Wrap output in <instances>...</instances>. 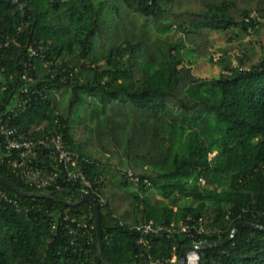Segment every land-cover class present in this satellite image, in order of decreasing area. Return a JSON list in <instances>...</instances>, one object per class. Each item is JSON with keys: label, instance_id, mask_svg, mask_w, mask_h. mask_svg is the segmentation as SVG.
<instances>
[{"label": "trees", "instance_id": "1", "mask_svg": "<svg viewBox=\"0 0 264 264\" xmlns=\"http://www.w3.org/2000/svg\"><path fill=\"white\" fill-rule=\"evenodd\" d=\"M13 1L0 0V115L23 139L63 134L89 161L79 169L104 179L105 203L97 200L100 252L92 206L75 205L81 188L25 186L0 135V177L52 194L21 198L0 184L18 204L0 197V264H135L140 222L201 217L225 230L201 264H264V45L248 68L244 56L215 62L213 52L216 33L264 29V0ZM194 61L222 73L199 78ZM239 223L261 228L243 227L223 245ZM149 243L156 262L190 246L186 236Z\"/></svg>", "mask_w": 264, "mask_h": 264}, {"label": "built area", "instance_id": "2", "mask_svg": "<svg viewBox=\"0 0 264 264\" xmlns=\"http://www.w3.org/2000/svg\"><path fill=\"white\" fill-rule=\"evenodd\" d=\"M18 3V0H14ZM20 31H23L20 28ZM32 57H38L36 50H31ZM220 56L215 59L218 61ZM23 79L31 81L26 72ZM24 94L28 90L22 91ZM27 101L19 104L18 109L23 110ZM0 135L5 140L6 158L12 168L15 177L25 186L36 190L60 189L62 185H78L83 193L91 195L94 199L105 203L101 197L104 179H91L79 169L80 163L89 161L80 157L79 154L67 149L63 134L58 132L47 134L43 137L21 138L17 127L10 124V118L5 119L0 115ZM12 159V160H11ZM1 164L5 163L2 159ZM125 176L135 183L140 179L135 177L131 170L125 171ZM205 184L203 179L200 180ZM146 187H151L149 181H144ZM3 201L18 206L17 201L10 199L6 193L0 191ZM264 217V213L261 214ZM240 218V217H239ZM214 219L199 218L187 219L186 222L171 225H157L154 222L142 221L135 227L139 234V244L143 252L138 256L140 262L135 264H180V257L175 253L165 261H153L151 256H146L150 249L149 239H168L176 242L178 236H186L190 240V248L185 254V264H201L202 251L206 245L211 244L209 239L222 238L225 230L214 226ZM187 248V247H186ZM185 249V248H184ZM175 251V249H174Z\"/></svg>", "mask_w": 264, "mask_h": 264}, {"label": "rangeland", "instance_id": "3", "mask_svg": "<svg viewBox=\"0 0 264 264\" xmlns=\"http://www.w3.org/2000/svg\"><path fill=\"white\" fill-rule=\"evenodd\" d=\"M222 34L216 33L213 36V52L215 54L214 61L221 55L227 54L230 58H242L245 57L246 66L250 67L252 64H256L262 58L261 46L264 45V29L260 31L251 32L249 36L239 34ZM179 36L172 35V41H178ZM237 58V59H238ZM216 62V61H215ZM193 73L195 76L202 79L213 80L216 79L221 73L222 69L217 64H210L208 62L199 61L193 62ZM74 130L77 126L76 121L73 124ZM215 155L212 156L214 158ZM153 201L159 199V197L151 192ZM186 203L181 200L179 205L184 206Z\"/></svg>", "mask_w": 264, "mask_h": 264}, {"label": "water", "instance_id": "4", "mask_svg": "<svg viewBox=\"0 0 264 264\" xmlns=\"http://www.w3.org/2000/svg\"><path fill=\"white\" fill-rule=\"evenodd\" d=\"M0 184L4 185L5 187H7L10 191L16 193L17 195H19L21 198H45V199H50L52 198V194H34V193H29V192H25L22 189H20V187H18L16 184L9 182L3 178L0 177ZM82 202H87L89 203L93 210H94V214H95V226H96V231H97V239H98V245H99V249L100 252H102L101 250V244H102V237H101V219H100V213H99V205L96 199H94L91 195L83 193L81 196V199L75 204L78 205ZM243 227H247V228H261L257 225H252V224H248V223H239L235 226L232 235L230 236L229 239H227L223 245L228 244L229 242H231L233 240V238L237 235L238 231L243 228ZM220 243H211L209 245H206V247H204V249H209V248H213V247H217L220 246ZM190 248H185L182 250L181 255H180V264H185V254L186 252L189 250ZM203 249V250H204Z\"/></svg>", "mask_w": 264, "mask_h": 264}]
</instances>
